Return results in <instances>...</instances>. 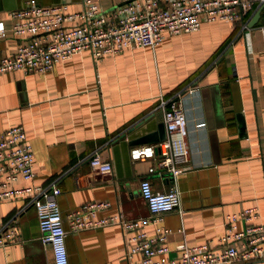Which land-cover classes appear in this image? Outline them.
I'll return each mask as SVG.
<instances>
[{"label":"crops","instance_id":"1","mask_svg":"<svg viewBox=\"0 0 264 264\" xmlns=\"http://www.w3.org/2000/svg\"><path fill=\"white\" fill-rule=\"evenodd\" d=\"M93 1L102 9L115 2ZM24 2L0 0L5 25L0 55L29 38L14 34L9 15ZM60 2L77 9L83 0ZM257 8L260 16L244 34L242 16L248 20ZM177 92L188 123L189 154L182 163L187 169L174 180L148 172L152 160L133 159L129 151L167 136L160 102ZM15 124L23 126L32 146L33 181L60 187L56 199L69 264H133L141 258L138 251L128 252L120 224L73 229L68 213L89 200H108L97 217L147 215L139 191L144 176L156 189L175 181L180 190L177 207L162 220L170 228V255L181 242L218 247L227 212L255 205L257 220L264 222V3L236 18L203 19L198 29L166 34L153 46H128L100 57L84 48L46 71H2L0 135ZM94 150L111 161L110 171L90 167ZM25 200H0V222ZM15 226L19 237L0 245V264H51V245L40 237L32 204L17 214ZM145 228L154 232L152 223Z\"/></svg>","mask_w":264,"mask_h":264},{"label":"built area","instance_id":"2","mask_svg":"<svg viewBox=\"0 0 264 264\" xmlns=\"http://www.w3.org/2000/svg\"><path fill=\"white\" fill-rule=\"evenodd\" d=\"M264 0H115L114 5L102 9L93 0H83L82 6L71 9L68 2L35 3L9 11L11 29L16 35L29 34L11 54L0 55V72L9 69L46 71L60 60L84 48H91L93 56L118 53L128 46H153L166 34L194 31L203 19L236 18ZM0 34L5 25L0 20ZM167 136L157 142L130 148L133 159L149 158L148 172L172 179L187 169L182 163L188 158L186 139L188 123L179 96L161 99ZM203 124V121L197 123ZM91 168L110 171L112 163L94 150L89 158ZM34 155L26 131L20 124L7 127L0 135V200L26 196L5 222H0V245L19 237L16 217L32 204L37 213L40 237L52 249L51 264H69L65 243L66 228L56 195L60 187L55 182L41 184L33 181ZM17 179L27 181L16 186ZM174 183L166 190L156 189L150 177L139 180V191L149 213L127 217L120 213L96 216L107 207L108 200H89L68 213L70 227L82 229L118 223L125 232L128 252L138 251L141 258L133 264H253L264 260V222L258 221L255 205L225 214L226 229L220 245L206 242L189 245L181 242L175 255H170L167 234L170 228L162 223L163 214L177 207L180 190ZM241 221V225L237 224ZM154 224V232L145 226Z\"/></svg>","mask_w":264,"mask_h":264},{"label":"water","instance_id":"3","mask_svg":"<svg viewBox=\"0 0 264 264\" xmlns=\"http://www.w3.org/2000/svg\"><path fill=\"white\" fill-rule=\"evenodd\" d=\"M26 2H24L21 6H26V5H29L31 4L32 2H35V3H54V2H60V1H73V0H25ZM260 9L261 8H257L254 10V12L251 14V16L249 17L248 20H244L243 19V16H242V22H243V26H242V32L245 34V31H246V27H250L252 26L256 20H258L259 16H260ZM215 136H213L214 138ZM167 178H171V175L170 173H166L165 174Z\"/></svg>","mask_w":264,"mask_h":264}]
</instances>
